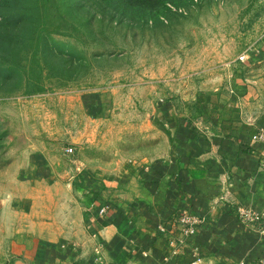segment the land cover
I'll list each match as a JSON object with an SVG mask.
<instances>
[{"label": "rangeland", "instance_id": "374dc122", "mask_svg": "<svg viewBox=\"0 0 264 264\" xmlns=\"http://www.w3.org/2000/svg\"><path fill=\"white\" fill-rule=\"evenodd\" d=\"M148 1L129 22L95 0H31L22 25L0 26L16 36L0 41V208L14 187L79 188L86 169L138 175L170 136L159 110L172 99L264 125V0Z\"/></svg>", "mask_w": 264, "mask_h": 264}, {"label": "crops", "instance_id": "0c3cea01", "mask_svg": "<svg viewBox=\"0 0 264 264\" xmlns=\"http://www.w3.org/2000/svg\"><path fill=\"white\" fill-rule=\"evenodd\" d=\"M172 102L159 110L170 136L154 139L164 149L138 175L86 169L79 188L29 185L2 193L0 264H260L264 231L236 212L244 206L264 215L260 124L239 117L237 108L210 113ZM80 106L87 120L90 106ZM77 109L70 113L73 133ZM71 137L76 146L79 137ZM41 173L7 172L13 179ZM185 207L203 221L181 243L176 218Z\"/></svg>", "mask_w": 264, "mask_h": 264}, {"label": "built area", "instance_id": "2783aa9c", "mask_svg": "<svg viewBox=\"0 0 264 264\" xmlns=\"http://www.w3.org/2000/svg\"><path fill=\"white\" fill-rule=\"evenodd\" d=\"M255 140L264 145V125L261 126L256 133ZM67 152L73 154L74 147H69ZM108 210V206H104L101 208L100 213L105 215ZM236 212L245 224L256 226L261 231H264V215L262 213L244 206L236 207ZM202 221L203 218L200 215L193 213L190 208L185 207L182 209L179 216L176 218L177 229L182 232L180 239L181 243H185L191 235L196 233L197 228ZM260 264H264V260H261Z\"/></svg>", "mask_w": 264, "mask_h": 264}, {"label": "trees", "instance_id": "16d2710c", "mask_svg": "<svg viewBox=\"0 0 264 264\" xmlns=\"http://www.w3.org/2000/svg\"><path fill=\"white\" fill-rule=\"evenodd\" d=\"M5 0H0V6H3V2ZM18 1L17 7L13 12H10V14L2 16L3 21H0V26L4 25L6 23L5 21H10L14 19V24L19 23L23 24L22 21L25 17L26 11L28 10V5L31 2V0H14ZM98 4V7L101 9L103 14H110L111 12H115V14H118L121 16L122 19H126L132 21L135 18V12H136V6L138 3L148 4L150 1L148 0H95ZM145 7H142V11L145 12ZM18 18V19H17ZM19 21V22H18ZM1 30V29H0ZM13 30L3 31L0 32V41H14V38L16 37L15 34H13Z\"/></svg>", "mask_w": 264, "mask_h": 264}]
</instances>
